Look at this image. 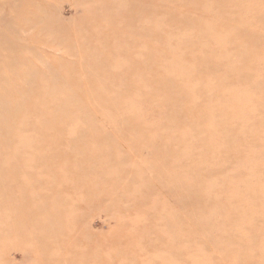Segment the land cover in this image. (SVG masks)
<instances>
[{
    "label": "rangeland",
    "instance_id": "obj_1",
    "mask_svg": "<svg viewBox=\"0 0 264 264\" xmlns=\"http://www.w3.org/2000/svg\"><path fill=\"white\" fill-rule=\"evenodd\" d=\"M0 129V264H264V0H0Z\"/></svg>",
    "mask_w": 264,
    "mask_h": 264
},
{
    "label": "bare ground",
    "instance_id": "obj_2",
    "mask_svg": "<svg viewBox=\"0 0 264 264\" xmlns=\"http://www.w3.org/2000/svg\"><path fill=\"white\" fill-rule=\"evenodd\" d=\"M8 99H9V98H8ZM3 104H4V103H3ZM3 104H2V105H3ZM6 104H7V103H6ZM2 107H3V112H4V107H5V106H2ZM2 107H1V108H2ZM31 107H32V106H31ZM29 108H30V107H29ZM45 109H46V107H45ZM6 113H7V111H6ZM9 117H10V116H9ZM20 119H21V118H20ZM21 120H22V119H21ZM15 122H16V121H15ZM29 122H30V121H29ZM25 124H26V123H25ZM11 126H12V124H11ZM0 130H1V129H0ZM2 133H3V132H2ZM2 133L0 132L1 135H2ZM3 149H4V148H3ZM4 150H5V149H4Z\"/></svg>",
    "mask_w": 264,
    "mask_h": 264
}]
</instances>
